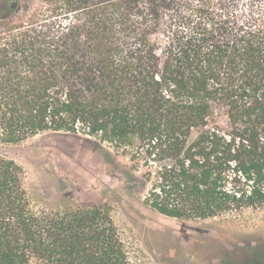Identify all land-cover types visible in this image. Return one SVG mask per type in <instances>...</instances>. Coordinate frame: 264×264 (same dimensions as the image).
<instances>
[{"label":"trees","instance_id":"obj_1","mask_svg":"<svg viewBox=\"0 0 264 264\" xmlns=\"http://www.w3.org/2000/svg\"><path fill=\"white\" fill-rule=\"evenodd\" d=\"M43 133L168 218L264 206V0H0V264H128L106 204L45 207L1 153Z\"/></svg>","mask_w":264,"mask_h":264},{"label":"rangeland","instance_id":"obj_2","mask_svg":"<svg viewBox=\"0 0 264 264\" xmlns=\"http://www.w3.org/2000/svg\"><path fill=\"white\" fill-rule=\"evenodd\" d=\"M1 153L21 166L26 190L45 207L106 204L128 264H264V206L205 220L162 216L143 204L125 159L107 163L66 134H39Z\"/></svg>","mask_w":264,"mask_h":264}]
</instances>
